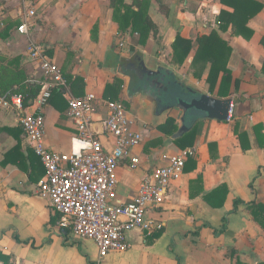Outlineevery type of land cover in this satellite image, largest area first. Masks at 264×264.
I'll use <instances>...</instances> for the list:
<instances>
[{"label": "crops", "instance_id": "obj_1", "mask_svg": "<svg viewBox=\"0 0 264 264\" xmlns=\"http://www.w3.org/2000/svg\"><path fill=\"white\" fill-rule=\"evenodd\" d=\"M122 1L134 11L144 10L156 26L145 45L138 34L121 32L112 0H0V91L17 89L12 83L18 72L28 83L43 80L40 65L27 51L29 45L40 44L66 82L64 88H55L62 96L51 97L42 107L46 145L62 154L77 148L78 132L67 116L69 99L96 95L91 129L99 134L107 103L121 102L142 142L130 153L139 158V167L134 169L125 158L117 168L114 204L133 200L147 172L191 149L194 154L181 179L171 185L168 199L147 211V219L162 228L151 236L140 229L128 233L130 248L102 260L93 241L60 230L49 197L40 193L46 169L20 124L24 115L38 111L35 101L29 107L23 104L21 111L16 106L0 108V264H264V230L244 205L234 211L235 201L264 205V149L257 146L254 134L255 126H264V0H254L262 10L246 25L250 38L234 34L232 24L221 29L220 14L233 12L222 0ZM29 11L36 17L29 21L30 32L21 34L18 29ZM213 33L231 50L227 69L232 81L226 97L220 94L223 72L211 89L210 63L193 66L197 40ZM178 38L193 42L182 61L173 49ZM137 52L149 71L165 69L191 91L232 98L233 117L227 122L199 120L194 144L179 148L173 136L182 124L180 110L160 111L153 98L133 93L131 77L122 73L125 60ZM197 71L201 77L194 75ZM107 92L110 99L105 98ZM169 118L176 120L173 136L159 130ZM236 126L248 135L250 150H242ZM101 138L111 149L115 140ZM221 187L226 191L208 199ZM223 228L226 231L217 235Z\"/></svg>", "mask_w": 264, "mask_h": 264}, {"label": "built area", "instance_id": "obj_2", "mask_svg": "<svg viewBox=\"0 0 264 264\" xmlns=\"http://www.w3.org/2000/svg\"><path fill=\"white\" fill-rule=\"evenodd\" d=\"M35 17V11L28 12L18 29L21 34L30 32L29 21ZM124 46V40L119 41V47ZM27 51L43 73V80L36 81L43 86L35 100L38 111L27 113L20 120L26 139L46 169V178L39 183L40 193L49 197L60 230L70 232L76 239L93 241L101 260L110 253H123L130 248L128 233L140 229L151 236L161 230L160 223L147 219V211L165 203L171 185L181 179L186 163L194 153L185 149L170 157L166 165L143 176L133 200L114 204L120 163L130 158L134 169L140 164L139 158L130 153L141 144L142 137L134 131L124 105L121 102L107 103V116L100 121L102 133L99 134L91 129L97 111L96 95L89 93L69 99L67 116L78 132L74 139L77 148L71 154L50 150L45 141L46 123L42 107L51 99L53 90L64 88L66 82L62 69L46 55L40 44L29 45ZM12 106L20 111L23 109L20 95L0 97V108ZM233 114L232 104L230 119ZM105 136L115 140L111 149L101 138Z\"/></svg>", "mask_w": 264, "mask_h": 264}, {"label": "trees", "instance_id": "obj_3", "mask_svg": "<svg viewBox=\"0 0 264 264\" xmlns=\"http://www.w3.org/2000/svg\"><path fill=\"white\" fill-rule=\"evenodd\" d=\"M222 3L233 9V12L223 11L219 16V24L221 29L226 30L229 25L232 24L234 34H245L247 30L246 25L253 17H255L261 10L262 5L254 0H222ZM112 5L115 7V18L120 24L121 32L131 33L132 35L138 34L140 36V44L145 45L148 34L153 31L156 32V26L149 19L144 10L134 11L131 6L124 4L122 0H112ZM129 28L131 30L129 31ZM250 35H246L250 38ZM198 49L193 61V66L196 68L199 62H203L205 65L210 63L211 69L208 77V83L211 89L218 80L220 74L223 72L222 83L220 88V94L223 97L229 95L225 89L229 90V84L232 81L231 72L227 69V60L231 53L227 43L221 40L215 33L209 37H203L197 40ZM175 56L179 61L182 58L187 57L193 49V42L178 38L174 44ZM175 57V58H176ZM202 71V70H201ZM194 73L196 77H201L200 73ZM126 76L132 78V92L143 93L147 92L148 96L156 100V102L171 101L173 94H178L183 87V84L174 76L170 74H164L159 72H151L142 67L124 68L122 71ZM28 79L22 72L16 73L13 85L17 86V89L9 93L10 89L3 88L0 91V96L7 95H20L22 102L25 106H31L37 99L42 91L43 86L38 83H28ZM121 82L117 80L115 84L119 85ZM11 84V85H12ZM108 88V87H107ZM112 86H109V91ZM145 94V93H144ZM54 96L61 97L62 91L54 89L52 98ZM165 96V99L162 98ZM110 99L107 92L106 97ZM116 102V101H114ZM176 120L169 118L165 125L160 126L159 130L168 136H173L176 130ZM197 127L184 135L182 138L176 139L174 143L181 149H185L187 146L193 145L196 139ZM264 126L257 125L254 127V134L256 137V144L259 148L264 149ZM235 134L238 136L243 151L250 150L249 137L245 132H240L238 126L235 128ZM226 191V188L221 187L212 192L210 197H217L222 192ZM244 205L250 212L253 220L264 230V205L256 202L246 204L244 201H235V212L238 211L239 206ZM226 231L225 228L220 231H216L217 235L223 234ZM243 264V263H239Z\"/></svg>", "mask_w": 264, "mask_h": 264}, {"label": "water", "instance_id": "obj_4", "mask_svg": "<svg viewBox=\"0 0 264 264\" xmlns=\"http://www.w3.org/2000/svg\"><path fill=\"white\" fill-rule=\"evenodd\" d=\"M127 67H142L147 69L144 64L143 54L137 52L130 59L125 60L122 68L124 69ZM157 72L174 75L172 72L165 69H159ZM143 93L148 95L146 91ZM162 98L165 99V96H162ZM156 103L158 109L162 112L172 109L180 110L182 124L177 133L173 136V140H176L191 132L201 119L216 120L219 122L229 121L233 99H220L206 94H199L189 90L183 85L178 94H173L171 101Z\"/></svg>", "mask_w": 264, "mask_h": 264}]
</instances>
